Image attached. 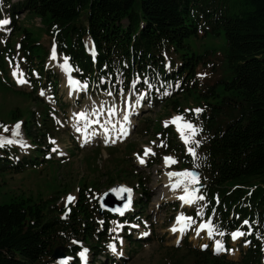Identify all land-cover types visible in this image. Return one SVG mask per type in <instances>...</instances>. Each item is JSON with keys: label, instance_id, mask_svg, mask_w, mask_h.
<instances>
[{"label": "trees", "instance_id": "trees-1", "mask_svg": "<svg viewBox=\"0 0 264 264\" xmlns=\"http://www.w3.org/2000/svg\"><path fill=\"white\" fill-rule=\"evenodd\" d=\"M0 1L7 7L12 32L20 31L18 41L27 68L36 66L42 74L47 49L28 28L15 26L22 11L40 19L44 32L54 37L58 51L69 58L80 78H106L112 86L121 81L124 88L131 77L141 82L148 76L155 84L184 76L179 93L198 91L194 72L203 58L191 50L188 40L199 31L223 38L228 78L199 90L208 105L201 129L206 136L201 156L208 182L204 194L207 212L217 211L220 229L228 231L247 220L250 227L243 229L252 234L238 261L190 248V264H260L264 249V0ZM87 38L95 49L94 64L84 51ZM2 52L11 55L13 42L0 48V66L6 72ZM169 52L181 62L174 75L163 69ZM47 79L56 84L57 76L49 74ZM21 93L41 107L38 116L28 111L22 121L25 136L38 145L37 150L18 158L16 148L1 146L0 175L50 163L42 158L46 150L40 146L52 132L49 107L37 96ZM173 101V109L179 110L178 100ZM10 115L11 120L24 117L18 108ZM183 161L191 164L188 157ZM89 194L79 188L76 200L68 206L57 204V191L44 199L12 195L0 201V264H52L57 247L76 264L80 246L73 241L88 246L94 264L111 216L99 217L96 200ZM231 212L235 216L229 219ZM100 225L102 230H98Z\"/></svg>", "mask_w": 264, "mask_h": 264}, {"label": "rangeland", "instance_id": "rangeland-1", "mask_svg": "<svg viewBox=\"0 0 264 264\" xmlns=\"http://www.w3.org/2000/svg\"><path fill=\"white\" fill-rule=\"evenodd\" d=\"M0 19H8L4 10L1 11ZM15 23L16 27L28 28L33 36L38 38L42 47L49 50L53 48V44H51L53 39L49 37L48 33L44 32L45 25L41 23L39 18L21 13ZM19 36L20 31L12 33V27H10L9 24L0 26V48L8 41L17 42ZM203 36L204 35L199 34L197 38L188 40L192 51L197 55H201L203 60H205V64H200L195 69V82L198 86V91L190 95L185 92L181 96L174 95L175 100H178V106L182 107L185 111L187 110L186 112L190 111L192 115L196 116L201 112L196 113L191 110L196 108L203 110V103L199 96V90H204L206 86H210L216 80L228 78L225 45L222 37L217 35H209V37ZM206 52L209 53L206 54ZM172 54L173 53L167 55V66L172 58L176 59ZM48 58L47 55L45 70L47 73H56L58 75L57 86L51 88V86L46 87L42 85L36 88L35 92H33V85L28 80L29 75L24 68L25 63L21 60L19 53L15 52L13 57L7 60L9 73L5 74L0 67V121L6 123L8 128V131H1L0 134L8 135L12 139L23 142L17 145L19 156H25L31 151H34L36 146L23 136L21 128H19L18 136H12L11 129L13 125L16 124V120H11L10 112L18 108L24 114L22 119H25L28 111H32L38 116L41 108L38 107L30 97L21 92L31 93L32 96L37 95L41 100L48 102L58 110V113L54 116L58 124L56 122L54 124L53 121L50 123V127L52 128L49 137L50 141L46 140L44 143L40 144L41 147L44 144L51 146V151L48 152L47 157L52 162L18 173L6 172L5 174H1L0 201L7 200L9 196L12 195L32 196L34 198L40 196L44 199L54 195V192L57 191L60 197L57 204L67 205L65 203L66 197L71 194L76 198L77 191L80 187L90 190L89 197L95 199L113 185L121 183L132 189L134 200L137 202L139 199L143 202L149 198L144 214L142 215V222L139 223L138 221L140 226H138V229H135L136 232L133 233V235L138 234L139 236H144V241L138 246L129 244L122 233L124 231V229H122L124 222L112 220L110 222V229H115L116 224H120L122 227L119 231H110L109 229L105 248L109 242H112L116 246V253H113L107 248L108 253L114 258H117L118 262H120L119 264H190L193 260L192 253L187 250L188 248L186 245L176 247L175 235L169 231V228L173 224L172 217L174 213H176L178 209H181L177 201L174 198L167 199V197L164 196L162 201L160 200L154 203V199H156L158 194L163 192L162 190L164 188L160 189V186L164 181V174L172 168L176 169L177 172L184 170V168L179 165L178 155L166 153L165 145L159 135V128L166 127L165 121H169L167 126L173 128L172 130L175 131V126L170 122L171 115L177 113L174 112V109H171L173 99H169L166 102L161 101L158 105L152 103L151 107L147 106V108H150L136 118L132 134L115 147L107 148L95 143L92 146L79 148L70 128L71 113L74 112V110L95 111L97 108L107 112L109 108L115 107L116 105L118 108H121L123 100L128 97V93H124L121 90L116 93L112 89H109L108 92H104L108 95L107 97H110V102L107 104L104 102L106 94L100 92L101 88L98 87L99 85L92 89H86V86L81 82L80 87L85 91L83 93L84 98L76 103L72 99L73 95L69 94L64 86L63 79L66 74L60 65L63 64L65 60L59 54L55 60ZM17 66L19 72L23 73L28 81V83L21 88H15L11 81L7 79L10 78V71L17 68ZM201 73L204 75H198ZM33 78L40 77L35 73ZM45 82L46 80H43L42 84H45ZM160 85L161 84L156 88L149 87L148 85L146 96L150 98L152 95L151 92L154 89L156 96H161L163 91H161ZM52 90L56 92V99H60L62 103L66 104L67 109L65 112L59 109L60 107L57 104V100H55L51 94ZM41 93H43V95H41ZM108 93H111V95ZM167 93L168 96H171V92L167 91ZM134 94L135 96L130 98L133 100V104L136 102L138 91L135 92L132 90L130 92V95L133 96ZM134 110H136L135 107L133 108V111ZM183 117L185 121H190L185 114ZM192 124L198 129L192 139L193 141H198L199 144L190 143L189 145H185V143H181L182 146L180 145V148H182L184 154L185 150H188V147L194 148L195 155H188H190V157L192 156L195 161L196 158L201 155V151L205 144V138L200 133L199 121L196 119ZM185 133L190 135L187 130H185ZM51 141H55V143H51ZM161 143L164 146H160ZM148 145L152 147L155 155L148 157L146 166H138L139 160L137 159V155L141 157L144 152V147ZM54 148L56 149L55 152L53 151ZM56 154H60V157H57ZM165 156H172L175 158L176 163L173 167L165 169L162 167V159ZM153 158H157L156 162L151 165V167H148V164L151 163ZM190 169L198 170V166L194 165V167ZM146 178L148 179L147 182ZM140 179L142 180L141 182ZM199 181L200 177L198 175V182ZM140 191L146 194L140 195ZM202 200H197L190 207L183 208L184 213L187 214L188 211L193 212V210L196 211L202 208V204L204 203ZM171 207H173V209H171ZM133 211L134 209L132 210L134 214L135 212ZM193 220L195 223H192L190 230L186 232L187 242L191 244V246L202 248L201 245L206 244L213 248L217 240L221 241L224 246L225 243H223L222 238L216 231L213 232L211 237H209L206 229L199 235L194 234L192 230L194 225L199 221L204 222L206 220H204L203 217ZM144 233H147V235H144ZM126 235L129 234L126 232ZM229 246L230 248H224L223 251L219 252L227 256H232L234 259H238L241 250H244L245 243L242 242V240L238 243H233L229 240ZM226 251H229V253H226ZM91 257L92 254L88 253L86 263L91 260ZM101 259L104 260L103 257H101ZM105 262L109 264L107 260H105ZM261 264H264V257Z\"/></svg>", "mask_w": 264, "mask_h": 264}, {"label": "snow or ice", "instance_id": "snow-or-ice-1", "mask_svg": "<svg viewBox=\"0 0 264 264\" xmlns=\"http://www.w3.org/2000/svg\"><path fill=\"white\" fill-rule=\"evenodd\" d=\"M9 23H10V21L8 19H0V26H5V25H8ZM50 59H53V60L56 59L55 45H53L52 51L50 53ZM67 60H68V58L65 57L64 63L60 65V67L63 70H65L66 72L68 71V69L70 67L68 65V63H67ZM18 73H19V69H18V66H17V68L13 69V73L12 74H13L14 77H16V76H18ZM198 75L202 76L204 74L201 73V74H198ZM17 83H27V81L22 78V74H20V78L17 79ZM69 84L75 86V85L79 84V82L78 81H74V80L71 79V77H69ZM149 87H151V85H149ZM167 94L168 93L165 92V95H167ZM41 95H43V93H41ZM109 95H111V93H109ZM138 102L139 101H137V103ZM191 111L199 113V112L202 111V109L196 108V109H193ZM108 112L110 114H112V115H115V107L113 106V107L109 108ZM97 114L98 113H96V112L92 113V115H97ZM74 116L76 117V119L78 121L79 120H83L84 121V128L85 129L88 128V116H89V114L87 113V111L82 110L79 113H74ZM181 121H183V123H181ZM170 122L176 125V129H177V132L180 135V139L185 143V145H189L190 143H195L197 145L199 144L198 141H193V139H192V137L195 135V133H196V131H198V129L190 121H184V117L183 116L176 115V116H173V117L170 118ZM92 123H99V122L98 121H92ZM108 123L111 124L112 123L111 120H109ZM127 123H128V113L126 111L124 113V116H123V122L120 123L119 129L117 131V136L118 137H124V136L128 135V130H127V127L125 126ZM164 123H165V126L167 127L169 121H165ZM112 127L115 128L116 125H112ZM0 128H3L4 131H8L7 126L0 125ZM19 128H20V122L17 121L16 124L13 125V127L11 129L13 137L19 135ZM185 130H187L188 133H190V135L186 134ZM76 131H78V132L81 131V128L79 126H77L76 127ZM94 134H95L94 131L85 133V135L89 139ZM107 135H108V131L105 132V136L106 137H107ZM108 142L109 141L106 138L105 139V143H108ZM111 142L115 143L116 141L112 140ZM13 143L22 144L23 142L19 141V140L12 139V138L0 136V146H4L5 144H13ZM51 143H55V141H51ZM23 146H26V145H23ZM160 146H164V145L161 143ZM53 151L55 152L56 149L54 148ZM188 152H189V154L195 155L194 148H192V147H188ZM149 154L155 155V153L152 152V150L150 148L145 147L144 148V155L147 156ZM137 159L140 161V163H144L143 158L140 157L139 155H137ZM163 160H164L165 166H168L169 164H172V163H176L175 158L170 157V156L163 157ZM166 175L169 178H172V177L176 178L174 182L170 183V186H171V188L173 190H175L176 188L181 187V186L184 187V194H182V195H180L178 197V199H180L182 202L191 204V203H194L196 200L204 199L203 196L196 195V189L194 187L191 188V189L188 187L189 184L195 185V184L198 183V174L197 173H195V172H193L191 170L185 169V170H182L180 172L169 171V172L166 173ZM110 191L115 192L117 195H120L121 193H127L128 194V199L125 202L123 207H118V208L111 209L112 211L117 212L120 215H123L124 211L131 206V192H132V189L127 188V187L122 185L119 188L110 189ZM74 199H75V197L72 196L71 194H69L66 197L65 203L66 204L70 203ZM102 207H103V205H102ZM197 215H200V212H197ZM100 223H103V221H100ZM192 223H195V221L192 219V217H186V216H184L183 213H179L176 216L175 222L171 226V231L172 232L180 231L182 233ZM243 223L246 225V224H248V221L245 220V221H243ZM121 227H122V225L116 224V228L115 229H110V231H119V229ZM133 227H136V225H133ZM202 229H206L207 230L209 237L212 236L214 231H217L216 226L213 225V223L211 221V218H209L207 221L201 222L199 224V226L196 229L197 235L200 234V231ZM217 234L223 236L225 233L223 231H218ZM144 235H147V233H144ZM230 235H231V237L233 239H236L238 236L244 235V233L242 231H240L239 229H236L235 231L231 232ZM73 243H79V242L78 241H73ZM121 243H122V241H121ZM177 243H179V240H177ZM201 247L202 248H206V247H208V245H206V244L205 245H201ZM107 248L110 251H112L113 253H116V246H115L114 243L109 242L108 245H107ZM223 250H224V246L221 243V241H219V240L215 241L214 246H213V251L219 252V251H223ZM87 252H88V249L83 248L78 253L82 264H85V262L87 260V255H86ZM117 254H119V253H117ZM67 259L68 258H65L64 260H62L61 264H67Z\"/></svg>", "mask_w": 264, "mask_h": 264}, {"label": "bare ground", "instance_id": "bare-ground-1", "mask_svg": "<svg viewBox=\"0 0 264 264\" xmlns=\"http://www.w3.org/2000/svg\"><path fill=\"white\" fill-rule=\"evenodd\" d=\"M122 107H123V105H122ZM99 111H100V109L97 110V113H98L97 115L100 116L103 119H106L105 117H102V116H104V113L102 111H100V112ZM93 119H95V118H92L91 119V116L89 114V116H88V122H90ZM112 120H113V122L111 124H108V126L110 127V129L114 133V135H116V133H117V131L119 129V126H120L119 119H118L117 116L116 117L114 116ZM74 122L80 123V121H78L77 119L74 120ZM74 122H73V124H74ZM100 124H103V123H100ZM112 125H116V127L113 128ZM91 128H92L91 130H94L93 127H91ZM175 179H176L175 177L169 178L166 174H164V176H163V180H164L163 181L164 182V184H163L164 189L163 190H164V192L159 193L158 196L156 195L157 197H156V199H154V203L159 202L164 195H165V197H167V199H173V198H176V196L178 198L180 195L184 194V187L183 186L178 187L175 190H173L171 188L170 183L171 182H174ZM188 187L191 189V186L190 185H188Z\"/></svg>", "mask_w": 264, "mask_h": 264}, {"label": "water", "instance_id": "water-1", "mask_svg": "<svg viewBox=\"0 0 264 264\" xmlns=\"http://www.w3.org/2000/svg\"><path fill=\"white\" fill-rule=\"evenodd\" d=\"M120 186H122V185L114 186V187H112L110 189L119 188ZM200 187H201V184L200 185H196L194 187L196 189V192L199 190ZM110 189L107 192H105L104 194H102L99 197V199L97 200L98 213L99 214H103L104 211L111 212L112 214L117 213V212H114V211L111 210L113 208H118V207H116L117 206V200L119 198H123L124 199V204H125V202L128 199V194L127 193H121L120 195H117L115 192L110 191ZM124 204H123V206H124ZM102 205H103V207H102ZM52 256H53L54 259H59V258L65 257L64 253L60 250V248L55 249V251L53 252Z\"/></svg>", "mask_w": 264, "mask_h": 264}]
</instances>
